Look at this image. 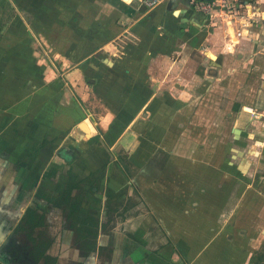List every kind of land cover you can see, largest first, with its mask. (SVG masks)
Wrapping results in <instances>:
<instances>
[{"label":"rangeland","instance_id":"374dc122","mask_svg":"<svg viewBox=\"0 0 264 264\" xmlns=\"http://www.w3.org/2000/svg\"><path fill=\"white\" fill-rule=\"evenodd\" d=\"M105 2L44 0L36 6L29 3L26 8L19 7L27 14L16 16L8 28L11 17L0 16V85L6 87L0 90L3 92L0 105L4 109L0 112V121L9 119L13 114L10 106L23 98V91L30 87L42 85L41 88L46 87L50 92H59L67 108L72 111L80 108L85 113L88 109L95 120L110 123L107 137L104 138V129H100L97 141L99 144L110 141L104 147L115 159L109 158L108 162L113 161L123 174H130L131 177L127 174L130 182V178L140 172L149 173L148 167L151 171L148 178L156 175L154 178H158L166 190L169 191L172 184L182 186L172 197L173 210H178L185 200L190 204L197 201V195L202 196L199 193L203 186L218 187L222 197L221 192L209 198L207 192H203L206 193L203 197L207 203L227 199L231 205L235 204L233 212L216 213L220 220L225 218L223 239L226 240L228 234L233 237L234 245L228 246L227 241L225 244L230 248L229 253H237L236 249L241 246L248 252L257 249L252 260L241 258L248 261L246 264H264V233L261 231L264 225V54L251 60H240L236 54L227 57L218 54L219 63L224 61V64L215 74H210L208 67L217 66L210 61L209 53L216 55L205 54L204 45L196 51L185 45L178 58L171 56L176 46H183L181 36L170 40L157 55L155 51L144 55L143 49L134 47L137 41L123 33L114 34L119 29L116 21L99 6L103 8ZM0 3L8 6V0H0ZM260 3L264 9V0ZM96 7L98 13L94 15ZM206 17L209 26L225 23L220 16ZM255 27L261 29L255 31L260 33L256 40L251 32L242 37L258 41L264 51V19L255 22L251 30ZM111 32L114 35H110ZM100 41L105 43L98 49L94 45ZM119 51L129 53L125 61L117 58ZM112 56L116 58L113 71L109 67L105 69L100 62L103 57ZM205 57L207 63L197 68ZM104 69L110 74L101 75ZM91 77L97 79L96 86ZM115 83L120 89L113 88ZM126 86L133 92L127 96L120 92L127 91ZM139 90H142L141 96H138ZM126 97L128 101L121 106V100ZM143 102L147 103L146 116L136 122L132 134L124 136V145L116 143L132 119L128 111L135 112ZM11 118H15L14 114ZM54 144L50 148L56 160L51 159L50 174L58 167L69 171L67 159L55 152ZM238 168L245 174H240ZM100 183L95 176L90 181V185L97 188ZM61 184L67 185V182L64 180ZM138 198L137 194L121 200L115 198L122 203L117 208L124 211L138 202ZM206 207H203L205 211ZM101 208L99 204L97 211L91 212L99 214ZM137 212L140 213L135 208L134 214ZM36 236L49 240L41 230ZM32 246L29 240L18 239L15 245L9 242L2 247L0 260L8 263L10 256L20 264H34L29 258ZM183 262L178 254L172 253V264Z\"/></svg>","mask_w":264,"mask_h":264},{"label":"crops","instance_id":"0c3cea01","mask_svg":"<svg viewBox=\"0 0 264 264\" xmlns=\"http://www.w3.org/2000/svg\"><path fill=\"white\" fill-rule=\"evenodd\" d=\"M43 1L12 0L11 3L8 0V6L0 3V16L11 17L6 25L8 28L16 16L27 14L19 7L26 8L29 3L36 6L39 2L43 4ZM99 6L101 10L105 8L106 13L109 12L116 21L119 29L114 34L123 33L128 39L131 37L137 41L134 47L143 49L144 55H150L151 51H155L157 55L170 40H177L181 36L184 38L183 46H176L171 56L178 58L185 45L191 51L200 50L204 45L205 54L213 52L216 55L209 53L212 58L210 61L217 66L208 67L209 73L215 74L222 70L224 64V61L219 63L218 54L226 57L236 54L240 60H251L264 54L260 49L261 43L236 36L228 24L221 23L215 27L207 25L206 14L192 7L190 0H159L149 8L142 5L140 0H106L103 8ZM262 10L264 11L263 8ZM94 11L96 15L97 7ZM259 18L260 21L264 19L262 11ZM257 29L261 30L258 27L253 30L250 28L251 37L255 40L260 35L255 32ZM106 40L108 39H104L105 42ZM104 43L95 42L94 46L101 49ZM227 47L228 52L225 51ZM114 53L117 54L118 51ZM119 54L120 57L117 58L123 61L129 56L127 51H119ZM206 61L207 57L197 68ZM100 62L105 69H116L115 56L103 57ZM105 69L101 70V75L110 74ZM91 80L96 86L97 79L91 77ZM113 85L115 90L119 88L118 83ZM41 86L24 90L23 98L10 106L15 118H11L12 114L6 122L2 118L0 121V252L9 242L10 245H15L18 239H31L19 227L26 208L31 206L44 213L43 222L35 226L32 235L37 237L36 233L41 230L50 240H46L49 242L46 249L49 257L38 261L29 257L34 264H172V253L178 254L184 264H246L248 261L245 262L241 257L252 260L257 249L248 252L240 245L241 248L236 249L237 253L233 251L231 256L230 248L225 245L226 241L228 246L232 245L233 237L228 234L226 240L223 239L225 218L220 220L216 213L225 215L232 211L235 204L231 205V201L228 202L227 199L207 203L203 197L206 194L203 192H207V198L215 193L219 194L221 191L218 187L203 186L199 193L202 196L197 195V201L190 204L188 201L185 203L184 199V205L173 210L172 197L182 186L175 187L172 184L169 191L166 190L158 178H154L156 175L148 178L151 172L148 167L146 170L149 173H135L136 176L130 178V182V174H123L114 166L113 161L108 162L111 158L115 159L108 153V148L104 147L110 141L105 139L103 144L97 141L100 129H104V138L107 137L106 130L110 123L95 120L88 109L86 113L80 108L72 111L67 108L68 104L63 103L59 92H50ZM5 88L0 85V90ZM126 88L127 91L120 92L126 96L133 93L131 88ZM141 91L139 94L136 91V94L141 96ZM2 94L0 91V98ZM127 101V97L122 99L121 106ZM146 105L143 102L136 107L135 116H132L135 112L128 111L132 119L125 125L116 143L124 145V136L132 134L137 126L136 122L146 116ZM2 106L0 105V112L4 110ZM70 120H73L71 125ZM86 120L90 123L89 127ZM53 142L57 146L55 152L58 151L67 159L69 171L58 167L50 174L48 169L54 158L50 145ZM104 164L106 165L103 167ZM240 170L244 173L243 169ZM94 176L102 182L99 188L90 185ZM64 180L77 181L82 187L83 199L77 216H67L68 207L64 201L66 185L61 184ZM75 189L78 191V188H74L72 194L77 192ZM135 194L139 196V201L120 212L117 207L119 204L122 206V203L115 198L121 200L123 197H134ZM99 204L101 212H91H96ZM204 205L207 206V211L204 210ZM135 208L140 213L134 214ZM263 227L264 225L261 231ZM92 243L94 245L90 246ZM0 264L20 263L11 259L8 263L0 260Z\"/></svg>","mask_w":264,"mask_h":264},{"label":"built area","instance_id":"2783aa9c","mask_svg":"<svg viewBox=\"0 0 264 264\" xmlns=\"http://www.w3.org/2000/svg\"><path fill=\"white\" fill-rule=\"evenodd\" d=\"M159 0H140L145 7L154 6ZM192 7L205 13L209 18L224 20L233 28L236 36L250 32L255 22H260L259 14L264 11L260 0H190ZM229 47L226 48V52Z\"/></svg>","mask_w":264,"mask_h":264},{"label":"trees","instance_id":"16d2710c","mask_svg":"<svg viewBox=\"0 0 264 264\" xmlns=\"http://www.w3.org/2000/svg\"><path fill=\"white\" fill-rule=\"evenodd\" d=\"M78 188V191L75 194H72V190ZM82 191L79 184L74 180H68L65 187V203L68 207V217L77 216V212L82 200ZM24 223L26 224V229H33L34 226L39 225L43 222V214L39 213L32 207H28L23 216ZM23 227V225H21ZM32 255L36 258L43 257L47 260L49 256L45 254V250L49 244L47 241H40L32 239ZM94 245L93 243L90 245Z\"/></svg>","mask_w":264,"mask_h":264},{"label":"flooded vegetation","instance_id":"af4514ba","mask_svg":"<svg viewBox=\"0 0 264 264\" xmlns=\"http://www.w3.org/2000/svg\"><path fill=\"white\" fill-rule=\"evenodd\" d=\"M118 89H120V88H118ZM86 124L88 125V127H89V124H88V120H86ZM232 129H235V127H233ZM237 171L241 174L242 172H241V170H240V168H238L237 169ZM28 207H31V206H28ZM27 207V208H28ZM26 208V209H27ZM32 208H34V207H32ZM35 209V208H34ZM36 211H38L37 209H35ZM26 211V210H25ZM39 213H42V212H40V211H38ZM25 213V212H24ZM43 214V218H44V213H42ZM24 216V215H23ZM23 216H22V221L20 222V225H19V227L23 230L24 229V231L27 233V235L31 238L30 240H29V242H30V244H31V246H32V244H33V242H32V239L33 238H35V240H40V241H44L43 239H41V238H38V237H35V236H33L32 234H34V228H35V226H34V228L33 229H31V230H29V229H26V224L24 223V220H23ZM21 225H23V227L21 226ZM40 225V224H39ZM37 226V225H36ZM47 249V248H46ZM2 250V249H1ZM45 254H46V250H45ZM9 257V260L8 261H11V258H10V256H8ZM30 258H32V259H34L35 261H38L39 259H42L43 257H39V258H36V257H34L33 255H32V250H30V256H29Z\"/></svg>","mask_w":264,"mask_h":264},{"label":"water","instance_id":"95a60500","mask_svg":"<svg viewBox=\"0 0 264 264\" xmlns=\"http://www.w3.org/2000/svg\"><path fill=\"white\" fill-rule=\"evenodd\" d=\"M106 62L110 63V60H108L107 58L104 59ZM263 233H264V227L262 229Z\"/></svg>","mask_w":264,"mask_h":264},{"label":"bare ground","instance_id":"6f19581e","mask_svg":"<svg viewBox=\"0 0 264 264\" xmlns=\"http://www.w3.org/2000/svg\"><path fill=\"white\" fill-rule=\"evenodd\" d=\"M178 12V11H177Z\"/></svg>","mask_w":264,"mask_h":264}]
</instances>
